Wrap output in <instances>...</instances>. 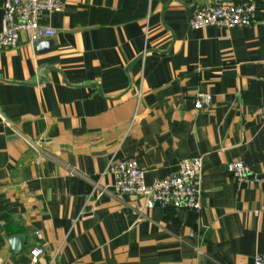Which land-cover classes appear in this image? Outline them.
Segmentation results:
<instances>
[{"label":"crops","instance_id":"crops-1","mask_svg":"<svg viewBox=\"0 0 264 264\" xmlns=\"http://www.w3.org/2000/svg\"><path fill=\"white\" fill-rule=\"evenodd\" d=\"M62 1L40 20L53 38L0 48V264H254L264 12L249 27L193 29L201 7L243 0ZM196 94L210 106L195 110ZM191 157L202 158L199 212L143 209L111 187V160H136L153 184ZM237 159L244 180L227 172ZM94 183L107 187L99 199Z\"/></svg>","mask_w":264,"mask_h":264},{"label":"built area","instance_id":"built-area-1","mask_svg":"<svg viewBox=\"0 0 264 264\" xmlns=\"http://www.w3.org/2000/svg\"><path fill=\"white\" fill-rule=\"evenodd\" d=\"M62 0H4L2 5V21L4 28L0 31V48H16L20 37L24 34L30 44L53 38L56 31L40 23L43 15H50L62 11ZM264 12V0H243L239 3L209 4L198 9L190 20L193 29H204L209 26L217 28H244L256 22V11ZM211 96L209 94H196L194 109L201 110L209 107ZM260 118L264 122V100L259 110ZM33 148L40 154L37 163L46 159V154L40 152L35 144ZM107 169L113 176L111 187L120 195L140 196L144 200L143 209L174 208L178 210H192L199 212L200 189L199 182L202 174V158L191 157L181 159L177 170L168 178L146 184L144 171L136 160H111ZM227 172L236 180H244L249 175V169L242 159L227 164ZM253 183L259 182L255 176ZM96 198L99 199L107 187L93 184ZM33 263L43 254L40 247L30 251ZM254 264H264V254L254 257Z\"/></svg>","mask_w":264,"mask_h":264}]
</instances>
